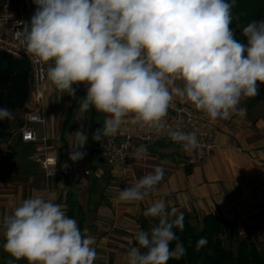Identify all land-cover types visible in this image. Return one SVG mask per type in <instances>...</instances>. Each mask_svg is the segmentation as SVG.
Returning <instances> with one entry per match:
<instances>
[{"label":"clouds","instance_id":"clouds-1","mask_svg":"<svg viewBox=\"0 0 264 264\" xmlns=\"http://www.w3.org/2000/svg\"><path fill=\"white\" fill-rule=\"evenodd\" d=\"M30 22L18 33L24 52L34 63L48 65L47 77L61 92L75 97L74 85L84 84L77 99L78 120L92 109L105 113L92 139L115 136L125 117L141 129H163L173 97H181L209 119L241 117L244 98L255 97L264 84V20L242 29L246 43L231 27L235 0H33ZM49 61L54 63L49 64ZM182 82V86L177 85ZM0 107V121L13 119ZM77 146L69 159H83L88 135L83 124L70 133ZM169 137L185 152L198 147L195 133L172 130ZM140 145L134 159L147 154ZM157 165L135 184L120 189L118 200L142 201L163 180ZM145 217L158 219L150 230H138L127 264H167L186 249L174 228L183 231V213L154 201ZM175 216V219H170ZM3 249L14 261L28 264H93L95 238L66 214L62 204L34 196L0 220ZM176 241L174 250L170 247ZM207 244L201 237L196 250ZM145 249L146 251H141Z\"/></svg>","mask_w":264,"mask_h":264},{"label":"crops","instance_id":"crops-1","mask_svg":"<svg viewBox=\"0 0 264 264\" xmlns=\"http://www.w3.org/2000/svg\"><path fill=\"white\" fill-rule=\"evenodd\" d=\"M176 83L182 86L181 81ZM74 87L75 97L58 90L47 78L41 105L30 98L27 111L15 112L8 136L0 138V220L11 215L13 208L25 199L37 195L52 199L64 206L82 233L87 229L95 238L92 247L97 258L93 264H127L130 248L138 247L134 234L141 226L142 216L159 199H164L167 208L176 213L198 218L209 214L223 216L241 234L247 233V226L264 231V117L260 116L259 107L247 106L242 99L239 107L246 109L243 117L233 114L229 119L213 121L203 113L219 130L217 148L205 163L188 164L186 152L170 137L150 146L143 158L134 159L136 174L141 178L159 165L164 169L163 180L144 200L122 202L118 200L120 189L137 181H125L110 167L99 164V142L92 139V133L102 128L107 114L92 109L79 121L76 101L86 95L87 89L84 84ZM173 100L195 109L181 97L174 96ZM35 110L47 116L46 126L35 124L34 128L39 137L47 136L45 147L49 155L62 158L67 148L74 149L77 142L70 133L83 124L88 140L80 151L86 153L84 157L92 168L84 180L70 183L60 172L48 177L36 161L43 143L22 140L26 117ZM169 114L168 110L164 124ZM130 119L125 117L120 129L140 128ZM4 243L0 230V264L13 259L4 251ZM14 264L28 262L21 259Z\"/></svg>","mask_w":264,"mask_h":264},{"label":"built area","instance_id":"built-area-1","mask_svg":"<svg viewBox=\"0 0 264 264\" xmlns=\"http://www.w3.org/2000/svg\"><path fill=\"white\" fill-rule=\"evenodd\" d=\"M36 5L33 0H3L0 9V51L17 59L26 60L31 72V98L37 105L44 100V85L47 81V67L43 63H34L24 52L18 33L24 24L30 22ZM169 118L163 129H141L129 127L119 129L115 136L99 142L100 165L110 167L112 172L123 180L138 181L134 164V154L140 145L150 146L159 144L169 138V131L178 130L185 133H195L198 147L186 152V162L190 165L205 163L217 148L219 130L203 113L188 104H177L174 100L168 109ZM27 123L22 128V140L27 143L42 142V151L36 161L50 177L60 172L70 183L84 180L91 174L92 168L83 157L78 161L69 159L71 148H67L62 158L49 155L46 152L47 136L39 137L34 128L35 124L46 126L47 116L39 110L30 112L26 117ZM181 145V144H180ZM182 147V145H181ZM242 151L241 148H238ZM148 152V151H147ZM67 193V190L65 191Z\"/></svg>","mask_w":264,"mask_h":264},{"label":"trees","instance_id":"trees-1","mask_svg":"<svg viewBox=\"0 0 264 264\" xmlns=\"http://www.w3.org/2000/svg\"><path fill=\"white\" fill-rule=\"evenodd\" d=\"M231 16V27L238 31V25L243 21L264 18V0H235ZM30 98L31 72L28 61L12 60L0 51V107L9 108L13 115L17 111L26 112ZM263 100L264 88L252 101L257 104ZM11 121H0V138L8 136ZM183 216V231L178 228L173 231L186 252L180 259H169L167 264H264V250L258 247V239L252 236L251 226H247V234L242 237L236 232L234 224L223 216L206 215L202 226L188 223L193 215L183 213ZM146 218L142 216V219ZM224 234L227 240L222 239ZM201 237L207 239V244L197 251L196 244ZM175 244L171 243L170 247L175 248Z\"/></svg>","mask_w":264,"mask_h":264},{"label":"rangeland","instance_id":"rangeland-1","mask_svg":"<svg viewBox=\"0 0 264 264\" xmlns=\"http://www.w3.org/2000/svg\"><path fill=\"white\" fill-rule=\"evenodd\" d=\"M1 3H0V9H1ZM261 20H264V18H260V19L254 20V21L259 22ZM251 22H253V21H251ZM249 23H250V21H247V20L246 21H243L241 24L238 25V31L237 30L234 31L236 39L239 40L240 42L246 43V38H244V36L242 35V29L244 27H246ZM8 57L11 58L12 60H16V61H19V62L26 61V60L17 59V58H15L13 56H10V55H8ZM263 88H264V84H261L260 85V90L263 89ZM260 90H259V92H260ZM259 92H258V94H259ZM253 98L254 97L244 98L243 101H244V103H246L247 106H257V107H259L260 116H263L264 117V100L261 101V102H259V103H257V104H255L252 101ZM176 214H179V213H176ZM170 219H175V216H170ZM157 223H158V221H157L156 218L147 217L146 219H142L141 220V226H140V228L138 230L143 229L145 231H148V230L151 229V227H153ZM188 223H190L192 225H195V226H197V225L202 226L203 225V218H198L196 216H193V217H190L188 219ZM235 228H236V232L240 236L244 237L247 234V233L241 234L238 231V229H237L236 226H235ZM251 234H252V236H254V237H256L258 239V247L261 250H264V231L261 230V229H258V228H253L251 230ZM222 239L227 240V235L224 234L222 236ZM174 242H176V241H173L172 243H174ZM172 249L174 250V248H172ZM141 251H145V249H141Z\"/></svg>","mask_w":264,"mask_h":264}]
</instances>
